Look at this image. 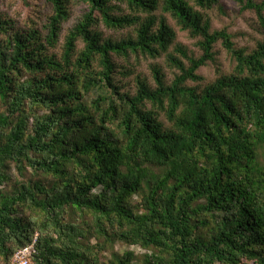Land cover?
Segmentation results:
<instances>
[{
	"label": "trees",
	"instance_id": "1",
	"mask_svg": "<svg viewBox=\"0 0 264 264\" xmlns=\"http://www.w3.org/2000/svg\"><path fill=\"white\" fill-rule=\"evenodd\" d=\"M82 1L88 11L59 57L50 49L70 0H45V34L0 15V264L36 233L31 264H137L133 251L100 261L116 240L150 251L138 264H264V38L246 53L225 29L211 31L195 7L219 0ZM233 1L264 28V0ZM114 2L129 13L114 14ZM157 9L200 38L198 58L175 46L189 66L167 52L176 32ZM94 12L106 27L134 34L103 38ZM218 40L233 71L188 85L202 80L197 70L215 59ZM129 53H166L180 73L166 84L153 66L155 87L137 77L135 94L121 93L113 56ZM96 89L118 100L100 94L88 103Z\"/></svg>",
	"mask_w": 264,
	"mask_h": 264
},
{
	"label": "rangeland",
	"instance_id": "2",
	"mask_svg": "<svg viewBox=\"0 0 264 264\" xmlns=\"http://www.w3.org/2000/svg\"><path fill=\"white\" fill-rule=\"evenodd\" d=\"M114 3L119 7V10L115 9L114 14L129 13V9H127L125 4ZM195 8L204 15V18L209 20L211 31L225 29L231 35L234 47L241 48L246 53L254 50L257 43L264 38V28L254 10L242 9L240 5L233 0H219V7L217 6L211 9ZM87 11L88 6L82 0H70L69 16L61 24L57 45L55 48L50 49L51 53L56 54L57 57L60 56L66 35ZM50 12L51 8L45 0H0V15L3 18L11 19L14 22V26L19 29L34 27L45 34L44 25ZM153 14L157 17L163 15L166 18L167 23L176 32L175 40L169 47L167 51L168 53L178 57L186 67L189 66V62L186 58L182 57L175 51V46L177 44L182 45L186 49L188 56L194 58L201 56L202 51L198 45L199 37L191 36L187 31L181 30L175 20L168 14L163 13L161 9L155 10ZM93 16L97 18L96 23L93 25V29L100 32L103 38L120 39L128 34H134V27L132 26L122 29L108 28L100 20V16L97 12H94ZM142 16H144V14H142ZM82 47V41H76V49L80 50ZM213 51L215 52V59L213 61H207L206 64L197 70V73L202 77V80L198 82L188 80L186 82L188 85H198L199 87H203L217 77L229 74L233 71L236 62L232 55L223 46L221 40H218L215 43ZM166 56V53L155 58L141 53H129L127 57L113 56L115 68L112 76L116 84L119 86V91L121 93L134 95L137 90V77L144 79L150 87H155L152 74L153 66H158L161 69L165 76L166 84H170L180 71L173 64L169 63ZM100 94L108 97L111 96L115 100H118L117 95L110 93L109 90L96 89L91 94L87 95L86 99L88 103ZM146 107L148 109L152 108L150 103H147ZM158 120L162 122L164 126H169V122L165 118L163 112H159ZM258 153L260 160L264 163V149L260 148ZM11 168L13 179L18 180L19 182L21 178L18 176L16 169L13 165ZM95 191L97 192V189H95ZM138 201L139 197L137 195L134 196L133 202L137 203ZM72 218L77 219L78 217L73 214ZM84 218L89 221L91 219L89 215H86ZM90 243H96V239L90 237ZM111 246L112 247L109 249L102 250L99 253V259L101 262H107L109 260L111 251H115L119 254H122L125 251H133L135 258L134 262H137L138 264L141 256L145 252H150L138 245H131L118 240H116ZM247 263L252 264L250 261Z\"/></svg>",
	"mask_w": 264,
	"mask_h": 264
},
{
	"label": "built area",
	"instance_id": "3",
	"mask_svg": "<svg viewBox=\"0 0 264 264\" xmlns=\"http://www.w3.org/2000/svg\"><path fill=\"white\" fill-rule=\"evenodd\" d=\"M36 240L37 233L29 244L17 249L12 254L9 264H31L33 256L36 254Z\"/></svg>",
	"mask_w": 264,
	"mask_h": 264
}]
</instances>
